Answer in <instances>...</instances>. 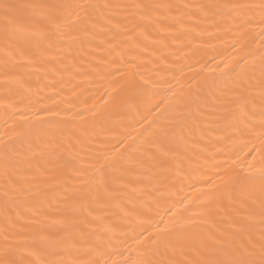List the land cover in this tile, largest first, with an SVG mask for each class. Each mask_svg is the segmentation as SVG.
Instances as JSON below:
<instances>
[{"label": "bare ground", "instance_id": "bare-ground-1", "mask_svg": "<svg viewBox=\"0 0 264 264\" xmlns=\"http://www.w3.org/2000/svg\"><path fill=\"white\" fill-rule=\"evenodd\" d=\"M243 2L248 0H0V137L11 136L14 149L9 163H0V260L15 258L16 249L24 252L38 229H16L36 220L53 241L70 235L61 258L88 264L99 242L111 240L121 253L114 258L126 264L141 258L151 240L139 243L141 228L129 227L130 222H166L169 209L176 219L202 218L206 193L220 184L214 163L228 160L227 174L238 175L247 162L248 150L241 152L240 142L229 146L228 155L218 154L229 130L214 121L232 106L229 85L251 67L245 60L259 64L264 37L253 26L234 47L230 17L205 18L197 6ZM76 3L112 7L98 8L75 27L63 25L61 16L57 34L46 18L51 6ZM133 4L172 5L152 15L163 19L167 13L180 23L140 22L132 15ZM209 33L216 38L209 40ZM126 64L123 74L113 75ZM249 85L259 93L258 72ZM197 90L205 119L195 126L189 121L177 129L182 139L163 145L174 156L163 168L132 172L121 181L127 189L108 187L111 196L87 182V170L103 153L121 141L125 144L117 155L127 152L150 125L172 121L176 102ZM6 103L30 119L18 116L5 125ZM44 107L60 115L41 112ZM177 172L192 178L176 182ZM4 192L9 193L7 204ZM244 211L225 197L208 223L171 237L175 252L170 248L165 258L176 264L196 259L222 236L242 243L240 230L248 226ZM6 216L14 224L7 232ZM6 245L11 249L7 256ZM24 258L36 257L25 252Z\"/></svg>", "mask_w": 264, "mask_h": 264}, {"label": "snow or ice", "instance_id": "snow-or-ice-1", "mask_svg": "<svg viewBox=\"0 0 264 264\" xmlns=\"http://www.w3.org/2000/svg\"><path fill=\"white\" fill-rule=\"evenodd\" d=\"M3 7L7 10L9 5L5 4ZM100 7L107 9L112 6L85 3L55 5L51 6L46 18L52 23L54 31L59 34L62 31V24L70 27L84 24L88 22L91 13ZM129 7L134 10L132 15L140 22L153 25L164 24L165 26H168L169 20L173 21V26L180 23L177 17H171L167 13L163 19L159 15H152V12L158 9L171 10L172 5L133 4ZM182 7L189 8L190 6L183 5ZM197 11L202 13L205 18L224 15L230 17V23L235 29L234 47L253 26L258 27L261 37H264V0L203 4L197 6ZM61 16L64 18L62 24L56 23ZM160 30L163 31L164 29L161 28ZM179 30L187 31L182 28ZM18 31L20 30L18 29ZM215 38L216 34H208L209 40ZM207 47L211 48L213 45L209 43ZM245 63L250 64L251 67L245 69L239 78L233 80L229 85L232 94V106L226 107L224 109L225 115L220 117L218 121H214L222 123L229 130L225 137H221L220 142L223 147L218 150V154L228 155L231 151L229 146L237 142L241 144V152L245 149L248 150L247 162L242 171L238 175H228L227 171L230 167L228 160L222 163H214L213 166L220 169L216 173L220 184H213L212 190L206 193L205 210L201 213L202 218L199 220L192 218L176 219V213L169 209L171 215L168 216L166 222L163 218H161L160 223L153 221L130 222L129 227L138 226L141 228L139 243H143L149 237L151 240L150 244L145 246L141 258L128 260L126 264H176L174 260L165 258L170 248L173 253L175 252V247L170 243L171 237L192 228H200L201 225L208 223L214 213L220 210V205L225 197L228 198L229 203L238 202L240 207L245 209L243 219L247 221L248 226L241 229L239 233L243 236V242H239L235 236H222L220 240L214 242L212 249L203 254L197 253L198 258L196 259H184L182 264H264V55H261L258 65L255 60L248 61L246 59ZM8 65L9 61L5 60V76L10 70ZM128 66L130 65L126 64L124 67L117 68L113 75L116 73L123 74ZM256 72L259 73L260 91L254 94L250 90L249 81ZM8 83L6 79L5 84ZM17 83L19 82L17 81ZM174 106L177 111L174 113L172 121L161 126L150 125L127 152L117 155L125 144V141H121L118 148L103 153L87 170L90 177L87 182L94 185L96 189H103L105 195L111 196V193L107 191L108 187H111L113 191L127 189V185L122 184L121 181L132 172L147 171L149 167L163 168L168 159L174 158L171 152L164 150L163 145L170 141L182 139L178 135L177 129H182L189 121L195 126L197 121L205 119V113L201 109L199 90L177 101ZM4 110L5 125L10 122L14 124L18 116L22 120L30 119L11 104L6 103ZM40 111L49 116L60 115L59 112L48 107H44ZM36 115L39 117V113ZM50 122L43 121V123ZM12 139L11 136H8L7 140L0 137V163L5 166L9 163L14 150L13 144L8 142ZM133 154H136L135 157ZM191 178V173L181 175L179 172L175 177L176 182ZM3 195L5 204H7L9 193L4 192ZM116 207H119V204ZM147 211L150 212L151 209ZM5 220V231L7 232V228L14 227V224L7 216ZM55 223L63 224L64 221H55ZM32 227L38 231L30 237L31 243L25 246L24 252L16 249L15 258L0 260V264H76L75 261L61 258L59 255L60 251H63L64 240L69 239L70 235L61 240L53 241L45 235V229L39 220L25 224L16 230L23 232ZM4 238L7 242L8 236L5 235ZM29 248L35 251H29ZM10 251L11 249L6 245L4 248L5 256ZM25 252L28 256H35L36 258L25 259ZM93 252H95L96 258L89 261L88 264H124V262L114 258L121 253H119L117 245L111 240L99 242V247L94 248ZM181 255H185V253L181 252Z\"/></svg>", "mask_w": 264, "mask_h": 264}]
</instances>
